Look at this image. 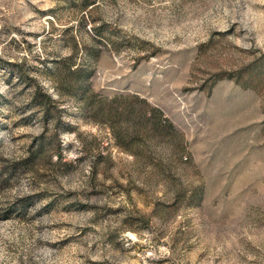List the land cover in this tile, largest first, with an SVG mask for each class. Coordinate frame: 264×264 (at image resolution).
<instances>
[{"label":"rangeland","instance_id":"1","mask_svg":"<svg viewBox=\"0 0 264 264\" xmlns=\"http://www.w3.org/2000/svg\"><path fill=\"white\" fill-rule=\"evenodd\" d=\"M0 264H264V0H0Z\"/></svg>","mask_w":264,"mask_h":264},{"label":"trees","instance_id":"2","mask_svg":"<svg viewBox=\"0 0 264 264\" xmlns=\"http://www.w3.org/2000/svg\"><path fill=\"white\" fill-rule=\"evenodd\" d=\"M42 104L44 106H46V113H47L46 117L51 116L53 114V112H52L53 109L51 107L55 105V102L53 101L52 96H50V95L46 96L45 95V100H43ZM58 114H60V113L58 112ZM54 118L57 120L58 124L61 123V120H60L61 116L60 115H59V117H54Z\"/></svg>","mask_w":264,"mask_h":264}]
</instances>
